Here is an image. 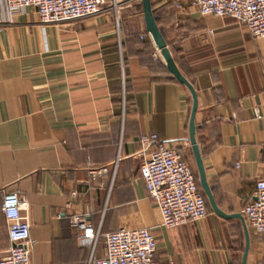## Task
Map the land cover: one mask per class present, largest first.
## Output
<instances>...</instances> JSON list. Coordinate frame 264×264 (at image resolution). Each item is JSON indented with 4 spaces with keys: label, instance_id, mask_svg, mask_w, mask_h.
Returning a JSON list of instances; mask_svg holds the SVG:
<instances>
[{
    "label": "crops",
    "instance_id": "1",
    "mask_svg": "<svg viewBox=\"0 0 264 264\" xmlns=\"http://www.w3.org/2000/svg\"><path fill=\"white\" fill-rule=\"evenodd\" d=\"M117 1V16L107 9L60 27L40 24L32 6L0 7V257L10 246L1 204L16 192L29 205L32 264H95L106 254L102 237L94 250L80 243L76 213L102 234L148 227L155 264H243L246 231L245 264H264V235L243 215L210 207L200 220L159 225L139 174V138L156 133L196 165L192 96L164 67L140 0ZM150 1L197 95L195 139L214 200L242 214L264 175V38L190 0ZM101 166L108 173L92 180L89 168Z\"/></svg>",
    "mask_w": 264,
    "mask_h": 264
},
{
    "label": "built area",
    "instance_id": "2",
    "mask_svg": "<svg viewBox=\"0 0 264 264\" xmlns=\"http://www.w3.org/2000/svg\"><path fill=\"white\" fill-rule=\"evenodd\" d=\"M190 3L203 15L232 16L253 37L264 38V0H190ZM30 6L35 8L40 24L58 27L98 16L107 9L117 16L120 9L117 0L109 4L106 0H0V7L8 13L24 14ZM153 57L157 58L155 54ZM139 142L143 154L139 174L159 211V225L174 228L202 219L207 214L206 200L181 152L166 145L156 133L141 135ZM88 172L94 180L107 174L108 167H91ZM253 196L241 213L256 232L264 235V175L256 180ZM28 208V202L18 193L4 196L1 209L8 224L10 246L0 257V264H32ZM69 221L79 233L80 243L92 250L101 237L104 239L106 254L95 259V264H155L156 241L148 227L119 228L102 234L86 213L72 214Z\"/></svg>",
    "mask_w": 264,
    "mask_h": 264
},
{
    "label": "water",
    "instance_id": "3",
    "mask_svg": "<svg viewBox=\"0 0 264 264\" xmlns=\"http://www.w3.org/2000/svg\"><path fill=\"white\" fill-rule=\"evenodd\" d=\"M140 3L142 5L143 10V16H144V23H145V29L150 34L151 38L153 39V42L157 49H159L164 63L170 72V74L175 77L180 83L184 84L188 90L191 93L192 96V106H191V113L188 123V134H189V141L191 144L192 153L195 159V164L199 176V183L201 185V188L203 192L205 193L208 203L210 207L219 215L224 217H237L243 220V216L240 213H234V214H226L223 212L216 204L213 194L211 192V189L209 187V184L207 182L205 168L203 165L202 157L199 152V148L195 139V132H196V124H195V112L197 109V95L195 93V89L193 85L189 82V80L181 73V71L178 69L177 65L175 64V61L173 60V57L171 56V53L167 47L166 41L163 37V34L161 30L159 29L156 19L153 15L152 8H151V1L150 0H140ZM246 236V248L243 256V264H245V258L247 254L248 249V234L247 231L245 232Z\"/></svg>",
    "mask_w": 264,
    "mask_h": 264
},
{
    "label": "trees",
    "instance_id": "4",
    "mask_svg": "<svg viewBox=\"0 0 264 264\" xmlns=\"http://www.w3.org/2000/svg\"><path fill=\"white\" fill-rule=\"evenodd\" d=\"M106 1H107V0H106ZM151 55H152V54H151ZM164 67H165L166 70L168 71L166 65H164ZM168 72H169V71H168ZM169 73H170V72H169ZM174 79H176V78L174 77ZM176 80H177V79H176ZM183 158L186 160V158H185L184 156H183ZM191 168H192L193 173H194V175H195V179H196V181H197V183H198L199 189H200L201 193L203 194V196H204V198H205V200H206L207 209H210V205H209V203H208V199H207L205 193L203 192V190H202V188H201V185H200V183H199V176H198V172H197L196 165L191 166Z\"/></svg>",
    "mask_w": 264,
    "mask_h": 264
},
{
    "label": "rangeland",
    "instance_id": "5",
    "mask_svg": "<svg viewBox=\"0 0 264 264\" xmlns=\"http://www.w3.org/2000/svg\"><path fill=\"white\" fill-rule=\"evenodd\" d=\"M110 1H111V0H107V4H109V3H110Z\"/></svg>",
    "mask_w": 264,
    "mask_h": 264
}]
</instances>
